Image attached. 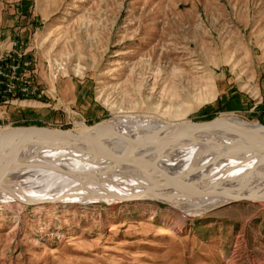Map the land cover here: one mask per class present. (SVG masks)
I'll return each instance as SVG.
<instances>
[{
  "label": "rangeland",
  "instance_id": "obj_1",
  "mask_svg": "<svg viewBox=\"0 0 264 264\" xmlns=\"http://www.w3.org/2000/svg\"><path fill=\"white\" fill-rule=\"evenodd\" d=\"M0 35L33 59L37 89L4 94L0 132L117 120L173 144L264 126V0H0ZM233 92L250 105L221 110ZM27 201H0V264H264L262 203L188 216L150 199Z\"/></svg>",
  "mask_w": 264,
  "mask_h": 264
},
{
  "label": "bare ground",
  "instance_id": "obj_2",
  "mask_svg": "<svg viewBox=\"0 0 264 264\" xmlns=\"http://www.w3.org/2000/svg\"><path fill=\"white\" fill-rule=\"evenodd\" d=\"M121 126L117 120L101 123L89 132L76 134L83 137L78 142L40 135L34 129L37 127H31L14 138H8V134L15 128L0 132V178L16 177L24 170L32 172L22 178L10 194H3L0 190V201L13 199L28 203L27 199H31L37 200V205H83L150 199L168 204L189 216L225 202L213 194L216 185L229 188L235 196L243 193L237 190L239 186L247 193L264 194V169L257 170L264 165V152L258 148V145H264V136L252 132H225L212 136L184 130L171 136L185 132V142L176 140L173 144H161L157 134L165 127L143 125L144 135L132 134L136 136L134 139L129 137L134 131L118 134L120 129H126ZM252 127L263 131L259 125ZM32 141L38 142L35 147L26 146ZM18 144L22 145L21 150L16 148ZM84 151L101 155L134 153L129 156L128 163L147 160L157 166L156 171L178 169L190 177L193 185L201 190L210 189L211 193L180 190L149 174L113 170L99 162L83 163L78 157ZM197 163L200 165L194 167ZM39 173L44 175L39 176ZM255 202L264 205V201Z\"/></svg>",
  "mask_w": 264,
  "mask_h": 264
},
{
  "label": "water",
  "instance_id": "obj_3",
  "mask_svg": "<svg viewBox=\"0 0 264 264\" xmlns=\"http://www.w3.org/2000/svg\"><path fill=\"white\" fill-rule=\"evenodd\" d=\"M225 127L229 129L228 130L229 133H235V132H246L247 133L248 132L247 134L253 133L257 136H258L257 133H259L258 130L253 129L254 127L248 126L244 122H238V121L229 122L226 124ZM259 127L262 130H264V126L259 125ZM30 128L31 127L15 128L14 130L9 132L8 138H14ZM34 129L36 133L40 135H45L48 137H51V136L60 137L61 139H64L65 141H69V142H78V141L83 140V137L81 135L71 134L63 130L50 129L46 127H37ZM258 148L260 149V151L264 152V145H258ZM133 155L135 154L128 153V152H124V153H120L116 155H112V154L101 155V154H96L92 151H84L83 153H81V155L78 158L83 163L89 164L93 162H99V163L104 164L105 166H108L110 169H113V170L149 174L153 178H156V179H159L165 182H169L170 184L175 185L180 190H186V191H191V192L201 191L203 194L211 193L210 189L201 190L199 189L197 185H193L190 181V177L182 174V172H180V170L178 169L177 170L171 169L165 172L156 171L155 167L157 166L154 163L147 161V160H143L136 164L128 163L129 156H133ZM199 165L200 163H197L194 165V167L195 166L198 167ZM31 173L24 170L18 173V175H15L16 177H11V178H6V179L0 178L1 192L3 194H10L12 192V188H14L18 183H20L22 178L32 175ZM43 175H44L43 173H39V176H43ZM213 190L216 191V192L214 191L213 194L218 195L220 198L225 200V202L222 205L215 207V208H220L226 205H230V204L238 203L242 201H246V202L264 201V194H260L257 192L247 193L242 190L241 186L237 187V190L243 193L237 196L233 195L234 192H232L229 188H221L220 185H216V187L213 188Z\"/></svg>",
  "mask_w": 264,
  "mask_h": 264
},
{
  "label": "built area",
  "instance_id": "obj_4",
  "mask_svg": "<svg viewBox=\"0 0 264 264\" xmlns=\"http://www.w3.org/2000/svg\"><path fill=\"white\" fill-rule=\"evenodd\" d=\"M33 59L18 49L17 41L0 44V123L6 120L4 94L34 96L37 92L33 77Z\"/></svg>",
  "mask_w": 264,
  "mask_h": 264
},
{
  "label": "crops",
  "instance_id": "obj_5",
  "mask_svg": "<svg viewBox=\"0 0 264 264\" xmlns=\"http://www.w3.org/2000/svg\"><path fill=\"white\" fill-rule=\"evenodd\" d=\"M223 100L224 99L221 98L222 102L219 105V108H221V110L225 109V110L235 111L238 110L240 107L245 108L249 104L247 99H242V97H240L236 92H233L230 94V96L226 97L225 98L226 101L223 102Z\"/></svg>",
  "mask_w": 264,
  "mask_h": 264
}]
</instances>
